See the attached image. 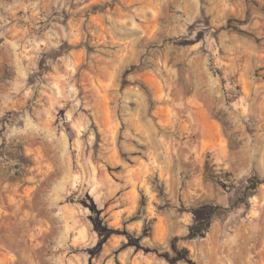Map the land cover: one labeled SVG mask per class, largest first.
<instances>
[{
	"label": "rangeland",
	"instance_id": "rangeland-1",
	"mask_svg": "<svg viewBox=\"0 0 264 264\" xmlns=\"http://www.w3.org/2000/svg\"><path fill=\"white\" fill-rule=\"evenodd\" d=\"M253 177L264 0H0V264H264Z\"/></svg>",
	"mask_w": 264,
	"mask_h": 264
},
{
	"label": "trees",
	"instance_id": "trees-1",
	"mask_svg": "<svg viewBox=\"0 0 264 264\" xmlns=\"http://www.w3.org/2000/svg\"><path fill=\"white\" fill-rule=\"evenodd\" d=\"M101 7H103L100 4H95L93 5L92 9L93 10H97L100 9ZM77 47H84L87 51V53H90L93 50V46L90 44V42L88 40H82L80 41L78 44H72L67 42L66 40H63L61 42V44L56 47V48H52L49 51H46L43 53L42 58L40 59L39 62V69L36 71H33L30 75H29V84L31 85H36V83L42 79L44 73L46 70H48V61L49 60H55L58 57L62 56L64 53L70 51L73 48H77ZM145 87V86H144ZM153 101V100H151ZM95 135H96V148L99 147L100 142H101V133L99 132V130H95ZM123 154V153H122ZM124 155V154H123ZM264 183V180L258 178V177H253L250 180V184L248 186V189L251 190L252 192H254L258 186L260 184ZM228 209L227 207L221 206V205H217L214 208H208V215L214 214L215 212H217L218 210H226ZM97 227H99L98 229H100V232L105 233L106 235H109L111 233H118V231L109 228L108 226H103L101 222H96ZM207 221L206 218L203 222H200L198 224V226L196 227V229L193 232V236H197L199 234H201L204 230H205V225H206ZM132 243H135L134 240L131 239ZM174 249L177 251L179 256H183L186 252L185 250H179L177 248L176 245H174ZM172 264H176V258H173L171 260Z\"/></svg>",
	"mask_w": 264,
	"mask_h": 264
}]
</instances>
